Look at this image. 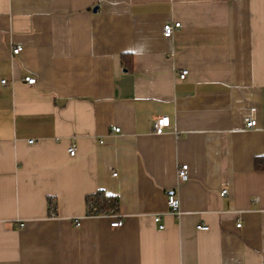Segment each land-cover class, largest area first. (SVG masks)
<instances>
[{
	"label": "crops",
	"instance_id": "0c3cea01",
	"mask_svg": "<svg viewBox=\"0 0 264 264\" xmlns=\"http://www.w3.org/2000/svg\"><path fill=\"white\" fill-rule=\"evenodd\" d=\"M261 157L264 0H0V264H264Z\"/></svg>",
	"mask_w": 264,
	"mask_h": 264
},
{
	"label": "built area",
	"instance_id": "2783aa9c",
	"mask_svg": "<svg viewBox=\"0 0 264 264\" xmlns=\"http://www.w3.org/2000/svg\"><path fill=\"white\" fill-rule=\"evenodd\" d=\"M180 26L179 22H174V23H170V22H166L163 24L162 26V33L165 37H171V35L173 34V30L177 27ZM21 50V46L19 44H16L15 46H13L11 52L14 54L19 53ZM186 73H187V69L186 70H181L178 73V76L182 79H184L186 77ZM23 80L30 85H34L36 83V80L33 76H24ZM1 81L4 83L5 79H1ZM153 123H152V128L153 131L156 134L162 133L165 131V129L169 126L170 124V119L167 115H159L158 117H154L153 119ZM246 126L251 128L256 126V120L255 119H249L246 122ZM119 127L113 128V131H118ZM70 155H74L75 153V144L71 143L67 149H66ZM177 176L180 182H184L188 179V165L187 164H180L178 166L177 169ZM227 189L222 188L220 191V195L224 196L227 193ZM166 198H167V206H169V210L171 211L172 214L176 215L179 212V201H178V197L175 195V192L173 190H167L166 192ZM55 200L53 198H49L48 200V209H49V215L54 217L55 213H56V209H55ZM86 216H95V215H112L113 219L110 223L111 226L113 227H119V225H122L123 221L120 215H118V212L116 210H114L113 208L110 209H106V208H102L101 207V201L98 203H95V201L89 197V199L86 201ZM159 216H155L154 220L156 222H159ZM75 226L79 225L80 222L78 219H76V221L74 222ZM19 227H22L24 224L23 222H18L17 223ZM163 224L159 225V228H162ZM236 226H240V222L236 223ZM197 229L200 230H206L208 228V225L205 223H198L196 225Z\"/></svg>",
	"mask_w": 264,
	"mask_h": 264
},
{
	"label": "trees",
	"instance_id": "16d2710c",
	"mask_svg": "<svg viewBox=\"0 0 264 264\" xmlns=\"http://www.w3.org/2000/svg\"><path fill=\"white\" fill-rule=\"evenodd\" d=\"M122 59H123V62L125 63V65L130 69L132 68V63H131V56L130 54L128 55H122ZM262 159H264V157H261V158H255V166L256 167H261V165H264L262 164L263 162ZM89 197H91L95 203H98L101 201V207L104 209H110V208H113L114 210L118 211V207H117V200L112 197V196H108L106 194H102V193H99V192H96L94 194H90L86 201L89 199Z\"/></svg>",
	"mask_w": 264,
	"mask_h": 264
}]
</instances>
